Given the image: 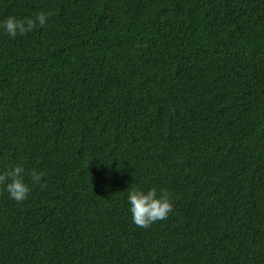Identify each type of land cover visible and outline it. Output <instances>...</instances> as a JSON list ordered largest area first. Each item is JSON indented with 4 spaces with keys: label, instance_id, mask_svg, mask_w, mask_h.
<instances>
[{
    "label": "trees",
    "instance_id": "trees-1",
    "mask_svg": "<svg viewBox=\"0 0 264 264\" xmlns=\"http://www.w3.org/2000/svg\"><path fill=\"white\" fill-rule=\"evenodd\" d=\"M0 264H264V0H0ZM132 187L173 210L131 219Z\"/></svg>",
    "mask_w": 264,
    "mask_h": 264
},
{
    "label": "clouds",
    "instance_id": "clouds-1",
    "mask_svg": "<svg viewBox=\"0 0 264 264\" xmlns=\"http://www.w3.org/2000/svg\"><path fill=\"white\" fill-rule=\"evenodd\" d=\"M51 15L50 11H38L23 17L8 16L0 21V34L9 38L22 37L31 33L37 26H45ZM26 175L32 184L44 186L42 181L45 173L35 168L26 171L21 163L0 171V184H3V190L8 193L9 199L18 203L27 199L31 188L25 179ZM126 200L132 222L140 228H148L151 224L166 219L173 210L170 195L165 189L158 192L155 187L147 190L132 187L126 193Z\"/></svg>",
    "mask_w": 264,
    "mask_h": 264
}]
</instances>
